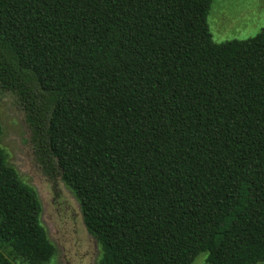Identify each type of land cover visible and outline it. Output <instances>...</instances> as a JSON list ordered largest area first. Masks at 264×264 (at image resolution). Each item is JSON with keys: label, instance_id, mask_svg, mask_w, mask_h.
<instances>
[{"label": "trees", "instance_id": "obj_1", "mask_svg": "<svg viewBox=\"0 0 264 264\" xmlns=\"http://www.w3.org/2000/svg\"><path fill=\"white\" fill-rule=\"evenodd\" d=\"M213 1L0 0V87L99 264H264V29L215 42ZM41 211L0 143V264L55 256Z\"/></svg>", "mask_w": 264, "mask_h": 264}, {"label": "rangeland", "instance_id": "obj_2", "mask_svg": "<svg viewBox=\"0 0 264 264\" xmlns=\"http://www.w3.org/2000/svg\"><path fill=\"white\" fill-rule=\"evenodd\" d=\"M208 25L215 42L245 40L264 29V0H214ZM0 143L21 178L37 192L42 205L41 222L56 254L46 264H76V253H89L82 264H99L100 245L90 238L80 201L59 175L50 176L37 158L31 141L32 131L17 96L0 87ZM208 252H201L192 264H208ZM26 264L20 259L16 264ZM262 264V263H259Z\"/></svg>", "mask_w": 264, "mask_h": 264}, {"label": "flooded vegetation", "instance_id": "obj_3", "mask_svg": "<svg viewBox=\"0 0 264 264\" xmlns=\"http://www.w3.org/2000/svg\"><path fill=\"white\" fill-rule=\"evenodd\" d=\"M91 235V234H90ZM90 238L92 239L93 238V236H90ZM77 255H79V259H75V261H76V264H82V261L85 259V258H87V257H89V253H79V252H77L76 253ZM54 264H56V259H54Z\"/></svg>", "mask_w": 264, "mask_h": 264}]
</instances>
